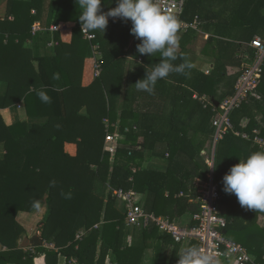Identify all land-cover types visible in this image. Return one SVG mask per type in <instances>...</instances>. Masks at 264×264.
Listing matches in <instances>:
<instances>
[{"label": "trees", "instance_id": "1", "mask_svg": "<svg viewBox=\"0 0 264 264\" xmlns=\"http://www.w3.org/2000/svg\"><path fill=\"white\" fill-rule=\"evenodd\" d=\"M106 1L117 6L116 0ZM57 3L59 8L55 21H75L72 31L82 37L80 9L79 5L75 6L76 0H57ZM14 4L21 8L14 20L7 18L0 21L6 26L4 30L0 29V52L7 54L23 50L30 56L23 43L32 35L33 23L41 17L44 0L16 1ZM241 5L243 13L237 14L243 17V25L232 28L216 26V33L211 34L207 41L209 44L215 40L219 47L210 74L196 68L187 74L172 73L167 79L157 82L154 94L138 91L134 84L145 77L147 69L159 62L160 53L152 57L139 54L137 45L141 41L135 39L131 56L140 61L135 62L131 85L127 88L121 108L119 128L123 138L118 139L113 161L111 153L105 148V141L107 133L115 131L113 122L117 119V111L109 106V101L112 93L119 90L115 83L122 76L119 72L125 64V48L131 39L130 20L114 22L119 27L120 37L111 46L98 31H94L97 34L95 42L101 45L103 53L100 59L102 71L95 76L94 58H86V54L83 56L82 67L83 64L89 66L94 75L92 88H97V93L87 90L90 98L87 114H80L85 105L81 103L72 108H66L63 103L62 110H55L52 107L54 101L59 106L61 99H67L69 91L59 94V100L56 91H48L47 87L42 86L38 74L35 75L36 80L29 79L27 82L23 69L15 71L12 78L0 75L1 79L9 81V87L0 95V109L24 97L29 115L41 113L47 116V104L39 99L37 92L45 90L53 95L48 122L46 120L32 126L25 122L7 125L0 114V143L4 144L5 150L0 156V244L6 248L0 250V264H58L61 255L69 260L76 259L78 264H107L108 259L109 264H143L148 249H154L152 264H177L180 243L170 234L161 233L154 222L140 230V239L133 235L132 244L126 241L128 234L135 231L126 226L125 213L116 207L114 190L134 189L145 194L143 208L147 213L175 218L198 210V205L190 202L187 195L193 191L194 179H206L209 172L208 161L200 153L205 142L201 137L211 136L215 132L212 120L216 116V101L235 92V83H230L227 91L222 95L219 93V85L227 76V66L237 61V44L219 38L223 35L220 30L241 32L249 43L256 35L264 36V0H242ZM193 7V0H186L178 20L192 21L195 14L192 17L188 15L195 11ZM32 9H35V14H32ZM197 33L192 28L188 29L179 50L191 63L186 44ZM7 34L8 42L4 44ZM82 42L89 44L86 39H82ZM59 43L61 45L62 42L59 40ZM253 54L254 50L248 47L249 60ZM4 61L8 62L0 63L17 65L13 58ZM183 62V59H178L174 63L178 65ZM19 63L22 66V62ZM24 65V69L27 65L32 68L30 57ZM66 76L69 79L72 77L70 74ZM68 85L73 91L79 89L72 81ZM257 90L264 92V70ZM194 94L198 97L208 96L211 103L205 105L194 98ZM256 94L250 95L249 101L231 116L235 129L248 132L250 136L254 129H260L264 135V127L257 120L259 112L264 114V101H259ZM139 98H147L148 105L139 104ZM157 100L160 102L155 103ZM106 118L108 125L104 123ZM244 118L249 119L246 127L241 125ZM67 142L77 144L75 156L65 152ZM258 150L261 149L253 145L252 140L228 131L218 141L214 169L219 189L225 194L221 202L227 208V236L243 244L262 260L264 228H258L257 220L264 212L242 207L235 194L223 190V177L229 169L239 163L240 158H246ZM146 151L167 156L166 169L144 167ZM97 184L101 187L99 191ZM166 191L168 195H165ZM181 192L184 196H179ZM193 195L196 197V194ZM44 197L47 198L49 215L43 219L40 231L49 246H35L33 251L22 248L19 241L27 231L17 220V214L34 210L33 201L40 203ZM97 224L99 227L95 228ZM82 229L86 230V234L77 240L76 234ZM190 246L197 247L194 243Z\"/></svg>", "mask_w": 264, "mask_h": 264}, {"label": "crops", "instance_id": "2", "mask_svg": "<svg viewBox=\"0 0 264 264\" xmlns=\"http://www.w3.org/2000/svg\"><path fill=\"white\" fill-rule=\"evenodd\" d=\"M16 1H26V0H0V21H4L8 18V20L13 21L15 18V14L21 8L15 6L14 2ZM242 0H193V4L195 7L193 9V13L191 12L188 17H192L195 14V17L192 21L199 17L201 24L200 29L196 30L198 33L197 35L192 38L187 44L186 48L189 52V59L195 65L194 68L196 69H204L206 74H210L211 70L213 69L214 60L219 53L218 45L215 40L209 42L207 44L208 39L211 34H215V27L219 26L220 28H232L235 26H242L243 25V17H239L237 13H243V7L241 5ZM75 6L78 7V4L75 3ZM116 7L113 3H107L106 0H102V8L103 12H107L110 8ZM59 8V4L57 0H44L43 10L41 13L40 19L36 20L32 25V35L28 37L24 43L23 48L28 50V53L24 52L23 50H15L12 53L2 54L0 52V62H8L4 61L5 59L15 60L17 62L16 67L14 65H2L0 63V75L6 76V78H12L13 73L16 71L19 72V69H23L26 73L25 81H29V79L36 80V74L40 75V81L43 87H47L48 91H56L57 97L60 100L59 94H62L65 90H68V94H66L67 99H61V102L58 106V103L54 101L55 110L60 108H64L63 103L66 108H72L78 106L80 103L85 104L82 109L80 110V114H87V106L90 104V98L87 96V90L90 89L93 92L97 93V88L93 90L92 88V81L94 75L92 74L88 65L85 66L82 62L84 61L83 56L86 54V58H93V49L92 43L85 44L82 42V39H85L82 33V37L78 34L75 35L72 31L76 22L69 21V20H61L56 22V14ZM249 9V8H248ZM247 9V10H248ZM264 9V8H263ZM262 9V10H263ZM32 14H35V9H32ZM195 12V13H194ZM24 13V11L22 12ZM263 13V12H262ZM76 17V16H75ZM68 18V17H67ZM111 18V17H110ZM109 18V19H110ZM121 20V18L112 19L109 21L105 32L98 31L100 35L103 37V40L107 42L110 46L118 40L120 37L119 27L114 25V22ZM187 21V20H186ZM39 24L41 30L34 31L33 26ZM57 26L58 29H54L53 27ZM4 25L0 24V29H5ZM188 30V29H187ZM187 30L178 31L177 35L179 37L180 48L182 39L184 37V33ZM195 30V29H194ZM222 32V38L224 40H228L230 42L236 43L235 49L237 50L235 54L234 64H229L227 66V76H225L224 80L219 85V93L222 95L225 91L229 89L230 83L236 84V78L239 72L242 70L244 65L249 62L248 56V47L249 42H247L246 35L242 34L241 32L237 31H225L220 30ZM95 33V32H94ZM96 34V33H95ZM97 35V34H96ZM216 36V35H214ZM8 34L4 40V44L8 42ZM97 39V38H96ZM135 39H137L133 34H131V39L129 45L125 48V64L123 66L122 71L120 70L119 74L122 75L118 77V83H115L119 86V90H116L110 96L109 106L113 107L114 110L117 111V119L113 122V126L115 128L114 132H111L116 135L117 137V145L118 139L123 138L122 133L120 132L119 122L121 118V108L124 104L126 98L127 88L131 85L132 81V72L135 69V62H139L140 60H135L131 56V51L133 48V44ZM59 40L61 43H59ZM18 42V40H17ZM97 43V42H96ZM101 47V45L99 44ZM180 50V49H179ZM102 53V52H101ZM8 56V57H7ZM103 56V53H102ZM30 57L31 66H26L27 68L24 69L26 60L28 61ZM22 62V66L20 65ZM239 61V62H238ZM87 63V62H86ZM64 70V72H62ZM68 73V74H67ZM58 74L59 78L54 79V75ZM71 75L72 77L69 79L65 75ZM5 78V77H4ZM120 79V81H119ZM8 80V79H7ZM69 81H72V84L79 87L77 90H71L68 88ZM227 83L228 86H227ZM22 83V85H24ZM234 84V85H235ZM9 87V81L0 78V95L2 96L5 90ZM257 92V94H256ZM257 95V99L261 102L264 101V92H260L256 89L253 93ZM51 97V102H53V95L48 94ZM194 94V98H195ZM206 96V95H203ZM56 97V96H55ZM56 99V98H55ZM54 99V100H55ZM148 102V99H140L138 100L139 104L142 106ZM160 101L157 100L155 103H159ZM217 102V101H216ZM264 104V103H263ZM146 105H148L146 103ZM51 103H47V116L41 115V113L37 115H29L26 109V102L24 97L20 98L18 101L11 103L10 106L1 108L0 114L3 117L4 122L7 125L14 124L16 122H25L29 126L33 124H42L50 120L49 113L52 110ZM69 111V110H68ZM146 111V109H144ZM257 120L261 123L264 127V114L259 112L257 116ZM105 125L109 124V120L106 118L104 119ZM136 127V126H135ZM128 131V128H126ZM143 138V137H141ZM203 140L205 139L204 145L201 148V156L206 161L209 160L211 154L214 153V140L213 135L211 136H202ZM253 145H256L253 143ZM217 147V146H216ZM78 146L74 142H67L65 144V152H67L71 156H75L77 154ZM162 150V149H161ZM5 153L4 144L0 143V156ZM111 161H113V156L111 157ZM168 165V157L167 156H158L151 154L149 151H146L145 160L143 162V166L146 168H154L157 170H165ZM199 178H195L193 181V191L189 193L191 195H187L189 200L195 198L192 194H196L195 182ZM98 191L101 188L99 184H97ZM107 192V191H106ZM183 193V192H182ZM222 193V192H221ZM141 196V203L144 205L146 200V195L139 193ZM165 195H168V191H166ZM180 196V194H179ZM184 196V193L183 195ZM107 197V195H106ZM225 198V194L222 193V198ZM191 202V201H190ZM220 207L222 214L225 216L226 213V205L220 201ZM116 207L123 213L124 212V205L123 202L118 200L116 201ZM49 215V207L47 203V198L44 197L43 200L40 202L39 209H34L32 211H20L17 214V220L25 227L27 233L23 235V237L19 241V245L25 249H31L34 246L24 247L26 244V238H32L37 234L41 235L40 227L43 225V219L45 216ZM159 216H166L171 218L169 215H159ZM192 217V213H185L182 216H178L175 218H171L175 220L179 224H188ZM103 225V223H101ZM127 226V225H126ZM149 226V225H148ZM146 226V227H148ZM258 228H264V215L260 214L257 220ZM129 227V226H127ZM144 227L141 223L135 226H130L133 233H129L127 236L126 241L129 244H132L134 241V236L139 237V231ZM83 230V229H82ZM79 230V231H82ZM86 231V230H85ZM162 233V231H160ZM42 236V235H41ZM43 245L49 246L48 243L43 241ZM181 245V249L185 246ZM53 245H51L52 247ZM171 248V247H170ZM180 249V250H181ZM149 250V249H148ZM147 250L143 264H152L153 263V255L154 249H151L152 254L149 255V251ZM170 250V249H169ZM252 253V252H251ZM109 264V259L106 262ZM15 264V263H14ZM58 264H78L76 259H67L65 256H60Z\"/></svg>", "mask_w": 264, "mask_h": 264}, {"label": "built area", "instance_id": "3", "mask_svg": "<svg viewBox=\"0 0 264 264\" xmlns=\"http://www.w3.org/2000/svg\"><path fill=\"white\" fill-rule=\"evenodd\" d=\"M186 0H157L161 10L165 13L181 14L185 8ZM178 20V18H177ZM183 30L200 29V18L196 17L193 21L178 20ZM58 29L57 26L53 27ZM34 31L41 30L39 24L33 26ZM86 40L92 43L95 76H99L102 71L100 59L102 53L100 46L95 42L97 35L94 32L82 31ZM249 46L254 50V54L249 62H247L241 73L239 74L235 92L227 95L218 105H216V116L212 120V125L215 128L213 134L214 153L210 155L208 160L209 172L206 179H197L195 182L196 197L190 199L191 202L198 205V210L192 213V217L188 224H179L166 216H159L154 213H147L141 203L140 194L134 189H117L114 190L116 198L123 202L125 212V222L127 226H135L142 224L144 227L154 222L158 229L164 233L170 234L172 238L185 247L191 244L205 252H213L217 264H264V256L259 260L257 255L251 253L243 244L229 238L224 232L228 225V221L222 214L220 201L222 193L219 189V184L215 179V155L218 141L224 137L228 131L234 132L242 138L252 140L261 150H264V135L260 129H254L252 136L248 132L235 129L232 122V113L239 108L243 103L248 102L252 95L261 83L264 70V36L256 35ZM205 105L211 103L208 96L198 97ZM216 104V103H215ZM249 122L248 118H244L241 122L243 127H246ZM105 148L112 156L117 150V137L109 132L106 136ZM183 193H180L182 196ZM99 227L98 224L95 228ZM86 234L85 230L78 231L76 239L81 240ZM6 249L0 244V250ZM33 251V247L31 248Z\"/></svg>", "mask_w": 264, "mask_h": 264}, {"label": "clouds", "instance_id": "4", "mask_svg": "<svg viewBox=\"0 0 264 264\" xmlns=\"http://www.w3.org/2000/svg\"><path fill=\"white\" fill-rule=\"evenodd\" d=\"M76 4L80 9L82 31L104 33L110 17L121 18L125 22L130 20L131 34L141 41L137 45L138 53L151 57L160 53L159 62L147 69L145 77L134 84L138 91L154 94L158 81L167 79L172 73L187 74L195 67L179 52L177 33L180 24L176 16L163 12L157 0H116L117 6L107 12L101 10L102 0H76ZM178 59L184 62L175 64ZM53 78L58 79V74ZM37 95L43 103H51V97L45 90H39ZM223 190L235 194L242 207L264 212V150L240 158L239 163L224 175ZM32 207L38 210L39 201H33ZM178 256L177 264H217L213 252H205L195 246L182 248Z\"/></svg>", "mask_w": 264, "mask_h": 264}, {"label": "water", "instance_id": "5", "mask_svg": "<svg viewBox=\"0 0 264 264\" xmlns=\"http://www.w3.org/2000/svg\"><path fill=\"white\" fill-rule=\"evenodd\" d=\"M263 14H264V9L262 10ZM166 14H171L176 16V18L179 17V14L176 13H166ZM219 102H216V105H218ZM225 233L227 232V230L224 231ZM26 244L24 245V247H28V246H41L43 245V237L40 234H37L36 236H33L32 238H26L25 239Z\"/></svg>", "mask_w": 264, "mask_h": 264}, {"label": "rangeland", "instance_id": "6", "mask_svg": "<svg viewBox=\"0 0 264 264\" xmlns=\"http://www.w3.org/2000/svg\"><path fill=\"white\" fill-rule=\"evenodd\" d=\"M136 231H139L140 232V230H136ZM148 251H149V255H151L152 254L151 249H149Z\"/></svg>", "mask_w": 264, "mask_h": 264}]
</instances>
